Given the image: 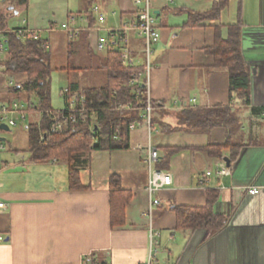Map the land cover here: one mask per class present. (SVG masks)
Returning a JSON list of instances; mask_svg holds the SVG:
<instances>
[{"label": "crops", "instance_id": "0c3cea01", "mask_svg": "<svg viewBox=\"0 0 264 264\" xmlns=\"http://www.w3.org/2000/svg\"><path fill=\"white\" fill-rule=\"evenodd\" d=\"M219 2L150 0L161 35L153 47L149 78L151 101L159 103L152 111L154 126H148L142 110L144 121L134 123L131 149L92 152L88 165L79 171V190L71 188L67 162L31 158L28 126L25 131L10 128L18 122L37 124L29 122L30 115L42 118V113L27 112L25 119L16 112L3 115L4 108L11 110L22 103L11 89L24 84L28 76L0 72V126L9 128L0 130L6 135L0 138V153L11 152L6 160L0 158V199L7 204V209L0 211V238L4 239L0 264H84L86 257L99 264H145L151 222L147 216L150 169L146 160L152 147L159 153L153 169L172 176V184L157 195L161 206L152 220V228L160 235L159 260L169 264H264V0H228L216 20L188 25ZM143 6L135 0H27L24 4L0 0V15L6 16L9 31L26 28L48 41L53 74L61 75L67 84L60 94L63 109L52 107L56 114L65 110L71 87L80 92L108 85L107 73L101 84L93 87H84L77 79L72 82L71 77H80L95 63L96 69L105 71L109 54L120 46L109 42L100 52L99 39L108 42L109 31L134 21ZM95 7L98 12H93ZM88 11L93 15L90 20ZM82 16L87 18L82 21ZM99 16L105 19L102 26ZM15 19L19 22L12 25ZM65 23L79 33L71 37L69 30L62 28ZM230 27L238 30L250 73L249 106L240 93L231 99L228 71L215 67L209 52L218 35L229 37ZM143 48V39L131 33L129 49L141 69ZM83 53L90 60L86 68L74 61L76 54ZM75 99L67 100L69 106L78 105ZM216 106L232 107L239 120L232 135L224 128L204 133L170 132L178 126L184 110ZM253 109L260 112L253 113ZM11 119L15 126L9 125ZM229 137L236 146L234 152L224 149L219 158L203 150L223 146ZM208 172L212 175L201 185L200 179ZM113 180H118L117 184L113 185ZM250 187H261L260 194H248ZM178 207L208 209L224 218L225 224L219 229L179 227Z\"/></svg>", "mask_w": 264, "mask_h": 264}, {"label": "trees", "instance_id": "16d2710c", "mask_svg": "<svg viewBox=\"0 0 264 264\" xmlns=\"http://www.w3.org/2000/svg\"><path fill=\"white\" fill-rule=\"evenodd\" d=\"M20 1L24 4L27 0ZM227 1L220 0L212 11L192 18L188 25L216 20L220 11L227 5ZM87 13L89 20L93 18L91 11ZM8 29L7 18L1 14L0 42L4 41L7 46V52L0 61L1 71L9 75L26 74L28 76L24 84L13 87L11 92L21 97L20 101L24 108L26 107V113H42L40 124H30L27 127L31 158L35 161L58 159L67 162L70 167L71 188L79 190L82 188L79 171L88 165L92 152L131 149V126L144 121L141 118V111L147 106L146 88L142 84L135 87L130 86V80L139 73L141 68H125L120 52H111L104 67L108 76L106 87L83 89L80 92L71 87L73 92L66 95L67 104V100L76 98L78 109L86 108L88 122L78 120L64 131L52 133L50 119L53 112V70L50 66L51 53L48 41L42 40L39 36L36 38L37 35L26 28L12 31ZM229 31L227 39L221 38L220 35L217 36L215 46L209 49V52L215 58V67L228 71L231 99L235 93H240L244 95L243 100L249 106L250 73L242 56L238 30L230 27ZM67 104L64 111L70 113V106ZM157 105L159 106V103L152 102L153 108L158 107ZM120 106H130L131 109H119ZM252 112L257 113L260 110L253 109ZM93 121L95 123L92 126ZM152 126H154L153 122ZM216 128L226 129L229 136L239 128V120L231 106L184 110L178 117V126L170 129V132L204 133ZM230 138L223 146H209L203 150L213 157L222 158L224 149L231 148L233 151L236 148ZM117 182L118 180H113V185ZM114 192L115 190H113V198L116 195ZM212 201H209L210 205ZM113 209H116L114 204ZM175 210L178 225L182 228L211 226L219 229L225 224L224 218L213 215L208 209L178 207ZM116 212L115 210L114 213ZM117 217L113 219L116 221Z\"/></svg>", "mask_w": 264, "mask_h": 264}, {"label": "built area", "instance_id": "2783aa9c", "mask_svg": "<svg viewBox=\"0 0 264 264\" xmlns=\"http://www.w3.org/2000/svg\"><path fill=\"white\" fill-rule=\"evenodd\" d=\"M136 5L144 4L143 8L138 12L137 17L132 22L124 23L120 28L113 29L109 31V40L108 42L104 39H99L97 43V49L100 52L106 50L109 42H113L114 44H118L120 46V54L122 57V63L125 68L129 69H139V65L137 62V58L131 53L129 49L130 43V34L134 33L138 35L144 41L143 53L145 55L144 67L140 69L139 73L136 74L130 80V86L135 87L137 85L142 84L146 88L147 95V106L143 109V119L146 121L148 126H152V101L149 94V78L151 76V71L153 69L152 64V54L153 47L159 42L161 35L158 29L156 28L157 18L153 14L150 6V0H135ZM99 8L95 7L93 12H98ZM87 16H82L81 20H85ZM71 21L75 22L76 17H71ZM98 21L102 26L105 23V19L103 16H99ZM99 26L97 30L99 31L101 28ZM63 29L69 30L70 36L74 37L79 33V30H70L69 24L65 23L62 26ZM37 38V37H36ZM7 52V46L4 41L0 42V61L3 60L5 53ZM1 72V68H0ZM139 94V93H138ZM75 103L70 105L69 112L62 111L61 113H51V127L50 131L52 133H60L66 130L70 125L75 124L78 120H82L84 123H87L88 120L86 118V108L78 109ZM119 109H131L130 106L123 107L120 106ZM77 110V114L76 111ZM20 113L22 119H25V109L23 104H15L12 106L11 110L7 108L3 109V115ZM80 113V115H78ZM95 121H93L92 126ZM10 126H15L16 122L14 120L9 121ZM131 128H135V124L131 126ZM159 159V153L157 149L151 148L149 154L147 156V163L149 164L150 169V177L148 180L147 191L149 193V207L147 211V216L151 220L150 222V246H149V256L148 260L145 264H169L167 261H160L158 256V246L160 235L158 232L154 231L152 228V220L155 216V210L161 206V201L157 198V195L160 193L162 189L168 187L172 184V176L169 173L162 172L159 170L153 169V165L157 163ZM219 174L223 175L225 172H219ZM212 173L208 172L204 177L200 179V184L204 185L207 182V178L211 176ZM261 187H250L248 189V194L252 196H257L261 192ZM7 209V204L0 199V211ZM4 241L3 238H0V243ZM84 264H99L95 263L92 257H86Z\"/></svg>", "mask_w": 264, "mask_h": 264}, {"label": "rangeland", "instance_id": "374dc122", "mask_svg": "<svg viewBox=\"0 0 264 264\" xmlns=\"http://www.w3.org/2000/svg\"><path fill=\"white\" fill-rule=\"evenodd\" d=\"M19 22V20L15 21L13 20L12 25H14V23ZM10 23V24H11ZM74 61L76 62V64L82 68H86L89 67L90 65V60L88 58V56L83 53L82 56H78V54H76L74 56ZM80 61V62H78ZM83 76V77H82ZM106 76V72L104 70H98L96 69V63L94 65V67L91 70H87L85 71V73H83V75H81L80 77L76 74L72 75L71 77V81L74 82L77 79V82H79L80 84L84 85V87H93V86H98L99 84H101V81L104 80ZM79 77V78H78ZM67 86L66 84V80L65 79H61V75L55 73L52 76V107L56 110H61L64 107L63 104V100L61 98V91L62 89H64ZM38 121V122H35ZM29 122H34V123H38L40 124L41 122V118L39 114H32L30 115L29 118ZM30 125V123H28L27 125H22L20 122H18L17 126L15 127H10L14 132H16L17 130H23L25 131L26 126ZM0 138H6V135L4 133L0 132ZM9 138V137H8ZM9 140L7 139L6 142H8ZM9 147V145H8ZM11 154L10 150L4 152V153H0V158L3 160L7 159V155Z\"/></svg>", "mask_w": 264, "mask_h": 264}, {"label": "water", "instance_id": "95a60500", "mask_svg": "<svg viewBox=\"0 0 264 264\" xmlns=\"http://www.w3.org/2000/svg\"><path fill=\"white\" fill-rule=\"evenodd\" d=\"M9 130V128H8V126L7 125H1L0 126V130ZM225 161L227 162V164H228V166H230V161H229V159H225Z\"/></svg>", "mask_w": 264, "mask_h": 264}]
</instances>
